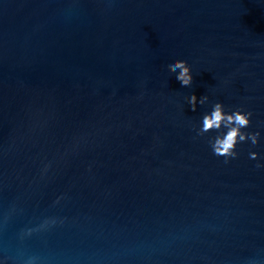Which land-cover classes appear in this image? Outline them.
Returning <instances> with one entry per match:
<instances>
[{"label":"water","instance_id":"95a60500","mask_svg":"<svg viewBox=\"0 0 264 264\" xmlns=\"http://www.w3.org/2000/svg\"><path fill=\"white\" fill-rule=\"evenodd\" d=\"M0 264H264V0H0Z\"/></svg>","mask_w":264,"mask_h":264},{"label":"clouds","instance_id":"9594fccd","mask_svg":"<svg viewBox=\"0 0 264 264\" xmlns=\"http://www.w3.org/2000/svg\"><path fill=\"white\" fill-rule=\"evenodd\" d=\"M185 61H177L174 66H170L172 71H175L177 68L181 69L178 80L181 81L182 85L187 86L191 83L192 77L190 75V70L185 66ZM206 99V98H205ZM196 97L193 96L191 99V103L195 104ZM194 110V109H193ZM250 114H244L240 112H236L231 115H225L222 109V105L217 104L215 106L214 111L211 115L206 116L203 122V130L208 131L212 128H219L223 121L227 120L229 124L235 123L238 127H233L227 133V135L223 139H218L216 144L214 145V151L218 155H234L232 149L236 146L237 137L241 140L246 139L247 137L240 134L241 128H246L249 121ZM258 134L252 135V142L255 144L257 142L256 137ZM256 154H252V158L255 159Z\"/></svg>","mask_w":264,"mask_h":264}]
</instances>
